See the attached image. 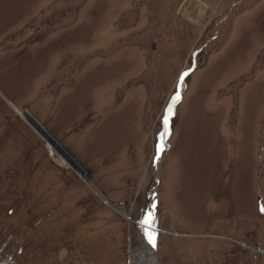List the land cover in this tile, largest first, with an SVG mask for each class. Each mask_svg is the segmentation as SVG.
Returning <instances> with one entry per match:
<instances>
[{"label": "rangeland", "instance_id": "obj_1", "mask_svg": "<svg viewBox=\"0 0 264 264\" xmlns=\"http://www.w3.org/2000/svg\"><path fill=\"white\" fill-rule=\"evenodd\" d=\"M145 263L264 264V0H0V264Z\"/></svg>", "mask_w": 264, "mask_h": 264}, {"label": "bare ground", "instance_id": "obj_2", "mask_svg": "<svg viewBox=\"0 0 264 264\" xmlns=\"http://www.w3.org/2000/svg\"><path fill=\"white\" fill-rule=\"evenodd\" d=\"M22 114H24V113H22ZM23 117H24V116H23ZM24 118H25V117H24ZM44 137H45V136H44ZM45 140H46V141H49V142L52 141L49 137H46ZM148 230H150L151 237H152V236H154V237L156 236V233H157V232H156L155 230H153V229H151V228H148ZM151 237H150V238H151ZM148 246H149V247H153L152 244L150 243V239H149V242L145 243V247H148ZM153 248H154V247H153ZM152 255H153V254H152ZM145 262H147V260H146ZM145 264H146V263H145Z\"/></svg>", "mask_w": 264, "mask_h": 264}, {"label": "built area", "instance_id": "obj_3", "mask_svg": "<svg viewBox=\"0 0 264 264\" xmlns=\"http://www.w3.org/2000/svg\"><path fill=\"white\" fill-rule=\"evenodd\" d=\"M47 153H48V155H49V157L51 158V159H59V157L56 155V153H55V150L54 149H52L51 147H48L47 148Z\"/></svg>", "mask_w": 264, "mask_h": 264}, {"label": "snow or ice", "instance_id": "obj_4", "mask_svg": "<svg viewBox=\"0 0 264 264\" xmlns=\"http://www.w3.org/2000/svg\"><path fill=\"white\" fill-rule=\"evenodd\" d=\"M176 100H179V96L176 97ZM165 123H167V119H166ZM150 243L152 244L153 247L156 246V244H155V237L154 236H152L150 238Z\"/></svg>", "mask_w": 264, "mask_h": 264}, {"label": "water", "instance_id": "obj_5", "mask_svg": "<svg viewBox=\"0 0 264 264\" xmlns=\"http://www.w3.org/2000/svg\"><path fill=\"white\" fill-rule=\"evenodd\" d=\"M22 112V111H21Z\"/></svg>", "mask_w": 264, "mask_h": 264}]
</instances>
